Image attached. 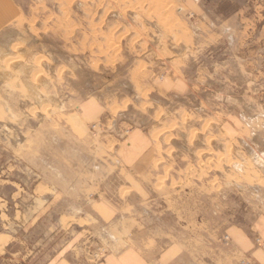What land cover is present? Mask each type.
<instances>
[{
	"label": "rangeland",
	"instance_id": "rangeland-1",
	"mask_svg": "<svg viewBox=\"0 0 264 264\" xmlns=\"http://www.w3.org/2000/svg\"><path fill=\"white\" fill-rule=\"evenodd\" d=\"M136 129L148 173L123 164ZM36 179L64 193L73 256L148 229L218 264L264 215V0H0V196L21 195L26 250L49 232H28Z\"/></svg>",
	"mask_w": 264,
	"mask_h": 264
},
{
	"label": "crops",
	"instance_id": "crops-1",
	"mask_svg": "<svg viewBox=\"0 0 264 264\" xmlns=\"http://www.w3.org/2000/svg\"><path fill=\"white\" fill-rule=\"evenodd\" d=\"M126 140L125 146L122 147L125 168L132 172L148 173L154 166L155 156L154 152L150 151L152 145L150 137L142 130L136 129ZM12 184L15 186L17 183ZM52 184L44 179H36L32 184L28 232L37 229L43 231L42 226L45 234L49 230L44 237L38 238L35 250H26L19 239L15 226H20L22 221L20 224H13L17 217L21 220L25 216L23 210L16 207L17 199L20 202V193L15 196L18 190H14L12 198L15 202L12 209L8 206V201L0 196V200L5 202L0 204V264H155L156 261H162L164 264H198L196 258H192L182 243L174 239L175 237L169 240L166 236L164 238L154 236L148 229L135 232L130 239L126 238V243L121 249L108 252L99 261L73 256L69 252L68 241L59 240V236L67 231L63 222L69 219L67 208L61 207L59 210L57 204L59 200L63 201L65 198L64 193L55 191ZM32 201L42 202V206L33 209ZM103 206L111 210L113 203L106 200ZM227 232L229 241L218 245L220 250V254L216 256L218 264H237L241 260L247 261V264H264V250L257 247L251 237L257 233L264 239V215L257 216L247 229L232 226ZM52 239L56 244H53ZM209 249L212 250V247ZM199 263L202 264V261ZM203 263L214 262L210 258Z\"/></svg>",
	"mask_w": 264,
	"mask_h": 264
},
{
	"label": "built area",
	"instance_id": "built-area-1",
	"mask_svg": "<svg viewBox=\"0 0 264 264\" xmlns=\"http://www.w3.org/2000/svg\"><path fill=\"white\" fill-rule=\"evenodd\" d=\"M257 242H260V240L259 239H257ZM155 264H163L162 262H160V261H158V262H156Z\"/></svg>",
	"mask_w": 264,
	"mask_h": 264
}]
</instances>
